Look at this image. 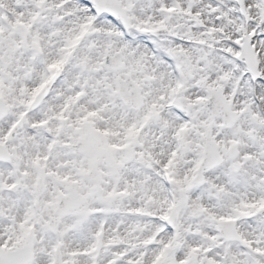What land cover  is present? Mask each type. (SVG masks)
Returning <instances> with one entry per match:
<instances>
[{
  "label": "snow or ice",
  "instance_id": "6c2138e0",
  "mask_svg": "<svg viewBox=\"0 0 264 264\" xmlns=\"http://www.w3.org/2000/svg\"><path fill=\"white\" fill-rule=\"evenodd\" d=\"M0 264H264V0H0Z\"/></svg>",
  "mask_w": 264,
  "mask_h": 264
}]
</instances>
